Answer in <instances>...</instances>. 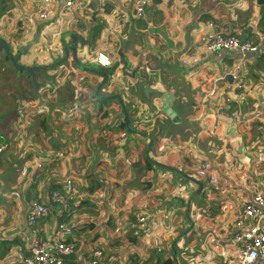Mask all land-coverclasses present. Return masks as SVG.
I'll return each mask as SVG.
<instances>
[{
    "label": "crops",
    "instance_id": "0c3cea01",
    "mask_svg": "<svg viewBox=\"0 0 264 264\" xmlns=\"http://www.w3.org/2000/svg\"><path fill=\"white\" fill-rule=\"evenodd\" d=\"M77 2L62 13L63 0H52L47 18L35 17L43 0L0 4V34L12 51L31 42L20 63L49 64L63 55L64 31L86 39L97 23L93 44L78 43V59L92 64L103 51L112 65L118 63L98 90L102 77L81 70L69 56L62 65L37 71L42 85L35 92L30 78L0 54V142L8 143L0 155V242L16 240L7 249L0 246V264L31 236L25 217L30 199L48 207L47 230L59 221L62 208L50 195L62 191L69 177L76 188L69 203L78 253L100 248L119 255L116 264H160L159 256L177 264H236L231 224L246 190L260 187L263 174L257 163L264 158V4L148 0L137 18V0ZM119 14L126 16L122 24L116 23ZM32 16V31L25 34L20 21ZM208 22L257 51L205 53L203 38L213 30ZM191 52L201 60L183 66L180 56ZM239 63L243 72L233 79L226 72ZM213 79L217 92L204 99ZM164 93L174 96L177 120L162 108ZM110 94L121 95L137 132L128 131L116 99L100 97ZM204 158L215 180L195 174ZM137 215H146L150 232L160 235L161 252L133 236ZM70 257L82 264L76 254Z\"/></svg>",
    "mask_w": 264,
    "mask_h": 264
},
{
    "label": "built area",
    "instance_id": "2783aa9c",
    "mask_svg": "<svg viewBox=\"0 0 264 264\" xmlns=\"http://www.w3.org/2000/svg\"><path fill=\"white\" fill-rule=\"evenodd\" d=\"M52 0H43V5L35 12V17L47 18L50 15ZM77 0H63L62 13H66L77 6ZM148 0H137L136 17H143ZM33 18L27 17L20 21L23 25V32L30 34L33 28ZM126 19L125 14L116 17V23L122 24ZM264 25V11L262 13ZM213 30L203 38L202 47L207 54L221 53L224 51H239L240 53L256 52L258 47L250 41L242 39L238 35H224L216 30L217 24L208 22ZM258 21L251 25L252 29L258 30ZM201 60V55L196 52L180 56V63L183 66H191ZM112 57L103 51L96 53L94 64L110 67ZM243 72V65L236 64L226 72L233 79H238ZM217 92V80L213 79L210 88L207 90L204 99L213 97ZM264 94V83L262 84ZM8 148V143L0 142V155ZM257 165L262 168L261 186H252L246 190V196L242 199L239 212L233 218L230 228V239L234 247L236 264H264V158L258 161ZM34 168L40 167V163H34ZM227 169H231L228 164ZM212 163L208 158L201 159L200 164L195 168L198 177L215 180L211 173ZM79 170H77V173ZM63 190H55L50 195V200L58 204L62 209L59 214V221H56L47 230L43 219L48 215V207L38 199L32 198L27 203L26 223L30 229L31 236L24 246L16 245L10 253L7 262L4 264H73L72 255L82 260V264H116L121 261L119 255L109 254L100 248H94L88 254L78 253L76 242L72 239L77 231V223L73 221L75 209L69 203V199L76 195L74 179H65ZM136 227L132 230L133 236L142 239L146 246L154 252L163 250L160 235H153L147 227L146 215H137Z\"/></svg>",
    "mask_w": 264,
    "mask_h": 264
},
{
    "label": "water",
    "instance_id": "95a60500",
    "mask_svg": "<svg viewBox=\"0 0 264 264\" xmlns=\"http://www.w3.org/2000/svg\"><path fill=\"white\" fill-rule=\"evenodd\" d=\"M1 1L2 0H0V4H1ZM257 1L260 4H264V0H257ZM0 30H1V27H0ZM66 37L69 38L68 41L66 40ZM60 40H61L62 48H63V55L59 58H55L49 64L25 65V64L20 63L19 60H20L21 52L27 49L30 46L31 42H28V44L21 46L16 51H12L11 41L4 38L1 34H0V54L2 53L5 59H7L14 68H16L19 71H23L24 74L30 78L31 83L34 86L35 92H37L40 86L42 85L36 79L37 71L49 70L59 65H62L63 63L67 62L69 56L72 57L74 64L81 70H85V71L94 73L102 77L101 82L98 84V90L107 83L109 79V75L115 72L118 63H114L110 67L100 66L94 63L83 64L78 59V55H77L78 43L80 44V46L86 45V44H89L90 39L89 38L84 39L82 35L74 31H64L61 34ZM100 97L105 100H115L116 99L122 107V112L119 114V116L120 117L123 116L124 123L128 131L137 132V130L133 129L130 126L128 115L126 113V108H125L123 99L120 94H110V95L100 96ZM173 98L174 96L172 94L164 93L163 96L161 97L162 108L171 119L177 120L176 112L171 107V102ZM140 134L144 135V132H140Z\"/></svg>",
    "mask_w": 264,
    "mask_h": 264
},
{
    "label": "trees",
    "instance_id": "16d2710c",
    "mask_svg": "<svg viewBox=\"0 0 264 264\" xmlns=\"http://www.w3.org/2000/svg\"><path fill=\"white\" fill-rule=\"evenodd\" d=\"M161 0H152V2L155 3H159ZM101 29V24L97 23L96 25H94L93 27L90 28L89 30V39H90V43L93 44V42L95 41V39L97 38L99 31ZM7 60V59H6ZM16 240H11V241H3L0 242V246L2 247V249H7L9 245L13 244ZM158 261L160 262V264H177L175 259H170V258H166V259H162L160 256L158 258ZM133 264H140L137 261H133Z\"/></svg>",
    "mask_w": 264,
    "mask_h": 264
},
{
    "label": "rangeland",
    "instance_id": "374dc122",
    "mask_svg": "<svg viewBox=\"0 0 264 264\" xmlns=\"http://www.w3.org/2000/svg\"><path fill=\"white\" fill-rule=\"evenodd\" d=\"M195 254H196V252H195ZM194 257H197V258H200V255H195ZM200 260V259H199ZM199 263V262H198ZM186 264V263H185Z\"/></svg>",
    "mask_w": 264,
    "mask_h": 264
}]
</instances>
